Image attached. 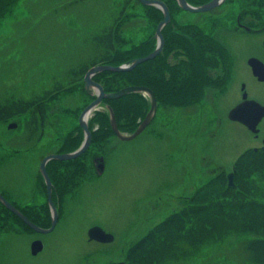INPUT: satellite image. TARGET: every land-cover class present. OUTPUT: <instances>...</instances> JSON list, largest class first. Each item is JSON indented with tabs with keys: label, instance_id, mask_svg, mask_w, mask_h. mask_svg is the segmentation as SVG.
<instances>
[{
	"label": "rangeland",
	"instance_id": "1",
	"mask_svg": "<svg viewBox=\"0 0 264 264\" xmlns=\"http://www.w3.org/2000/svg\"><path fill=\"white\" fill-rule=\"evenodd\" d=\"M122 2L16 0L7 13L0 14V101L31 98L57 81L67 80L71 66L93 56L91 33L112 22ZM130 12L136 14L125 24L126 37L138 39L155 33L158 22L151 29L148 9L141 2L135 1ZM173 14L180 22H196L201 12L181 7ZM202 24L220 38L228 32L223 23L216 22L213 27L206 20ZM216 61L212 60L211 67ZM212 81L213 86H206L203 97L192 105L157 106L154 118L136 136L122 139L112 135L103 153L102 172L93 161L99 154L94 143L89 153L92 171L71 179L60 193L56 191L64 196L57 203L58 219L51 230H32L12 219V227L0 231V264H106L123 260L129 243L183 205L197 186L222 169L231 171L246 136L226 114L236 97L235 87L220 94L222 79ZM86 101L81 92L50 100L44 132L32 139L25 137L32 109L0 119V192L10 201L19 206L33 203L39 212L43 203L49 206L41 160L59 151L65 135L77 131ZM63 106L72 112H61ZM83 136L84 132L81 139ZM62 167L57 168L54 178L57 184L64 176ZM49 212L51 215L50 206L49 211H43ZM94 224L113 233V239H90L87 231ZM242 237H227L167 264H248L237 246ZM35 238L44 241V248L33 254L31 242Z\"/></svg>",
	"mask_w": 264,
	"mask_h": 264
},
{
	"label": "trees",
	"instance_id": "2",
	"mask_svg": "<svg viewBox=\"0 0 264 264\" xmlns=\"http://www.w3.org/2000/svg\"><path fill=\"white\" fill-rule=\"evenodd\" d=\"M16 0H0V14L7 13ZM77 1V0H76ZM135 1L123 0L117 15L109 24L93 31L95 51L89 59H82L68 71L67 80L57 81L53 87L45 89L31 98L11 97L0 101V119L15 113L28 112L31 117L25 123L26 136L32 139L44 132L45 118L50 100L68 93L81 92L86 105L95 95L87 92L84 74L96 63L119 64L144 55L154 49L156 38L153 31L146 36L132 39L125 36V24L129 22L130 8ZM171 11L172 20L162 28L164 46L153 58L143 60L127 70L105 69L97 71L93 78L99 81L106 91L116 90L128 84L147 85L156 94L158 106L189 105L204 95L205 88L213 86L211 63L218 59L217 51L223 45L208 31L193 21L180 22L174 10L181 8L177 0H164ZM198 4L207 0H188ZM142 3V2H141ZM147 9L151 29L162 17V10L153 5L142 3ZM264 6V0H262ZM207 86V87H206ZM83 105V106H84ZM108 105H111L119 128L132 132L145 116L150 106L148 96L141 91H132L116 98H104L89 118L92 139L89 147L80 155L70 159L52 158L47 162V171L53 184L60 193L81 175L92 171L90 152L95 143L103 154L110 137L115 134L110 124ZM79 109L75 111L78 114ZM71 111L68 107L61 112ZM65 135L59 151L76 148L82 138L83 129ZM88 156L86 161L85 156ZM76 166L71 168L70 163ZM87 162H90L87 164ZM234 181L229 185L227 172L222 169L197 186L187 196L184 204L155 222L146 232L132 240L123 260H111L106 264H167L184 257L193 256L202 246L225 240L230 236H245L237 246L242 249L248 264H264V151L253 150L239 153L233 161ZM62 181L55 182L57 168L62 166ZM57 192V193H58ZM18 205V204H17ZM31 220L42 226L51 223L47 203L39 207L33 203L18 206ZM12 219L32 229L16 213L0 201V231L12 227ZM33 230V229H32ZM240 264H244L243 261Z\"/></svg>",
	"mask_w": 264,
	"mask_h": 264
},
{
	"label": "water",
	"instance_id": "3",
	"mask_svg": "<svg viewBox=\"0 0 264 264\" xmlns=\"http://www.w3.org/2000/svg\"><path fill=\"white\" fill-rule=\"evenodd\" d=\"M145 4H153L159 7L163 12V17L158 21L155 29L154 36L156 37V45L154 49L150 52L135 56L132 60L125 61L119 64L113 63H96L91 65L84 74V85L88 93L94 94L95 97L89 101L81 110L78 120L83 129L84 136L81 143L74 149L69 151H57L53 153L46 154L40 163V171L45 179L47 188V200L51 209V223L49 226H42L31 220L24 212H22L12 201H10L2 192H0V201L8 207L11 211L16 213L24 222H26L31 228L36 231H49L51 230L58 219V209L52 197L53 183L51 177L47 171V162L52 159H70L76 157L83 153L90 145L92 139V132L89 126V118L93 111L101 105L104 98H116L125 95L132 91H141L145 93L149 100L150 106L147 110L145 116L140 120L137 127L132 132L122 131L117 123L115 112L111 105H108L110 124L115 132L122 139H130L140 133L153 119L158 106V101L155 92L152 88L147 85L142 84H128L124 85L116 90L106 91L103 85L93 78V75L97 71L111 69V70H127L136 66L139 62L153 58L157 53H159L164 46V35L162 33V28L165 24L171 21L172 15L168 4L164 0H140ZM223 0H208L201 4H193L188 0H177L178 4L187 10L191 11H202L208 10L216 5H218ZM256 59V60H255ZM254 72L259 78H264V67L263 63L254 58L252 61ZM264 114V105L259 103L255 99H246L240 103H237L229 109L228 116L232 119H238L244 122L249 128L256 130L255 124L260 116ZM264 148V145L262 146ZM93 161L98 172H102L104 169V156L103 154H98L93 157ZM227 182L229 185H236L234 181V171L231 170L227 173ZM88 236L90 239H95L99 241H109L112 240L113 233L105 230L101 225L94 224L88 228ZM44 248V241L41 238H35L31 242V252L33 254L38 253Z\"/></svg>",
	"mask_w": 264,
	"mask_h": 264
},
{
	"label": "flooded vegetation",
	"instance_id": "4",
	"mask_svg": "<svg viewBox=\"0 0 264 264\" xmlns=\"http://www.w3.org/2000/svg\"><path fill=\"white\" fill-rule=\"evenodd\" d=\"M201 3L203 2L198 4ZM199 12L201 15H199L198 21L193 22L212 34L223 45L220 50L216 49L218 59L211 67V76L214 79H222L219 84L220 94L226 92L221 90L230 86H234L236 89V97L226 110V114L232 122L241 126L244 137L246 136L243 146L238 147V154L249 150L264 151L262 148L264 145V114L257 120L256 130L249 128L244 122L228 116L231 107L246 99H255L264 105V78L257 76L252 65L254 58H257L264 67V6L262 0H223L213 8ZM225 19H228L226 24L224 23ZM206 20L213 27H216V22H219L220 25L225 24L228 32L224 33L221 38L218 37L202 24ZM234 168V164H232L231 170ZM56 191L53 184L52 197L58 208L57 203L64 195H59Z\"/></svg>",
	"mask_w": 264,
	"mask_h": 264
}]
</instances>
